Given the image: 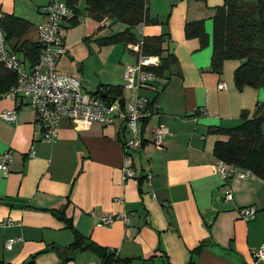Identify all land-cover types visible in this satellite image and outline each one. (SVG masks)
Listing matches in <instances>:
<instances>
[{
	"label": "crops",
	"instance_id": "crops-1",
	"mask_svg": "<svg viewBox=\"0 0 264 264\" xmlns=\"http://www.w3.org/2000/svg\"><path fill=\"white\" fill-rule=\"evenodd\" d=\"M11 1L0 0L2 13L22 17L30 25L20 38L7 40V47L29 67L21 46L37 43L36 25L44 16L33 23L16 8L11 10ZM254 1L238 0L243 7ZM223 2L147 0L148 15L156 21L135 26L133 33L138 41L143 36L166 37L177 63L157 86L164 87L156 103L169 132L157 147L150 141L157 119L141 125L145 142L132 151L133 178H122V140L128 134L120 121L103 125L64 117L55 141L47 142L25 99L0 98V154L10 150L13 156L8 174L0 172V264H22L32 257L33 264H99L90 250L72 255L65 250L73 241L68 219L81 235L128 260L115 264H261L252 252L264 245V179L253 173L246 178L233 175L228 180L232 199L226 200L224 181L215 171V142L227 137L214 129L237 125L242 113L252 115L257 105L264 111V86H235L238 61L226 60L221 72L211 69L212 17ZM82 13L90 17L84 8L78 17L70 11L62 22L65 50L57 71L78 76L89 94L121 86L124 66L135 62V54L127 45L111 44L110 49L96 40L125 28L109 32L112 27L106 26L112 19L94 25L88 18L87 29L77 38L67 28ZM200 19L209 35L204 47L199 38L184 35L186 21ZM138 93L151 100L156 90L143 87ZM5 109L15 110L14 120L1 117ZM243 206H254L255 215L240 218L238 208ZM108 213H125L128 221L118 218L108 227L97 226L99 217ZM9 239L14 241L6 248Z\"/></svg>",
	"mask_w": 264,
	"mask_h": 264
},
{
	"label": "trees",
	"instance_id": "trees-1",
	"mask_svg": "<svg viewBox=\"0 0 264 264\" xmlns=\"http://www.w3.org/2000/svg\"><path fill=\"white\" fill-rule=\"evenodd\" d=\"M84 1L85 10L96 20L117 19L127 25L122 31L97 39L100 45L137 43L133 28L142 23L156 21L148 15L147 0ZM66 2L74 14L73 17H78L80 13L78 0H66ZM29 25L28 20L13 14H3L1 18V26L7 40L11 37L20 38ZM184 35L186 38H199L201 47L209 42L203 19L186 21ZM141 40L143 55L160 57V63L157 66L147 67L157 78L156 84L152 87L156 90V95L149 100L152 104L156 103L157 97L164 88L158 89V79L162 78L167 71H172L171 68L176 65L177 59L165 45L167 39L163 35L143 36ZM211 45L212 70L221 72L226 60H236L238 65L234 70L233 79L238 89L244 86L256 88L264 86V67H260L261 63L258 61L259 54L261 52L264 54V0H256L255 4L249 7L241 6L238 0H224L223 4L215 7L212 17ZM259 45L263 47L262 51L258 50ZM21 48L25 50L31 65L37 62L40 50L38 43L25 41ZM16 82V72L0 64V93L6 92ZM122 91V85H115L106 86L102 90L98 89L95 94L105 92L106 96L103 99L109 100L113 97H121ZM263 121L264 111L257 105L252 115L249 116L243 112L241 121L237 125L229 128H215L216 132L227 137L225 140L215 142L216 157L235 166L249 169L251 173L264 179ZM66 227L73 232V241L65 247L70 255L76 251L90 250L98 256L99 264H115L121 261L127 263L128 260L119 259L114 249L102 247L81 235L73 227L71 219H68ZM33 260L34 257L22 264H33Z\"/></svg>",
	"mask_w": 264,
	"mask_h": 264
},
{
	"label": "built area",
	"instance_id": "built-area-1",
	"mask_svg": "<svg viewBox=\"0 0 264 264\" xmlns=\"http://www.w3.org/2000/svg\"><path fill=\"white\" fill-rule=\"evenodd\" d=\"M71 9L66 0H48L44 7V20L36 25L38 32L37 43L40 47L36 63L25 67L14 50L7 47V39L1 26L3 16L0 9V64L15 71L17 82L6 92L0 93V98L12 100L25 99L34 108L35 125L39 128L41 137L47 142L56 139V128L61 118H78L96 121L103 125L115 124L120 121L124 131L131 136L122 140V178L135 177L132 165V151L139 149L145 142L141 125L146 121L156 118L157 122L150 128V141L160 147L164 136L168 134L167 125L161 121L157 103L140 96L138 91L143 87H153L156 84L155 74L147 67L157 66L160 63L158 55H143L141 52L142 40L137 43L127 44V48L135 54V62L124 66L122 73V90H128V98L124 96L113 99H103L98 94H89L82 90L81 80L78 76L64 75L57 71V62L64 53V42L61 35L62 22L68 17ZM141 26L143 25L140 24ZM224 85V84H223ZM222 86V85H221ZM122 99V103L119 102ZM1 117L6 121L15 119V110L5 109ZM10 150L0 154V172L6 176L9 172L8 163L12 160ZM215 171L224 181V199H232V189L229 178L236 175L246 178L251 171L241 168L217 158ZM151 177L147 174V178ZM164 206L169 202L164 201ZM256 213L254 206L238 208V215L244 220L252 218ZM121 218L128 221L125 213L103 214L99 217L97 226H110ZM3 222L2 224H4ZM13 239L5 242V247L10 248ZM254 260L264 264V245L253 250Z\"/></svg>",
	"mask_w": 264,
	"mask_h": 264
},
{
	"label": "rangeland",
	"instance_id": "rangeland-1",
	"mask_svg": "<svg viewBox=\"0 0 264 264\" xmlns=\"http://www.w3.org/2000/svg\"><path fill=\"white\" fill-rule=\"evenodd\" d=\"M47 1L48 0H14V1H11L9 3V8H11V10L13 8H16V13L21 14L20 16H24V17L28 18L29 20H31V22L34 23L33 20L38 15H42V16L45 17L44 7H45ZM254 2H256V0ZM84 5H85V1L84 0H78V8L80 10H82V11L84 10ZM38 6H40L39 8L41 9L42 13L38 11ZM88 18L92 19L94 21V25H95V22H97V20L95 18H93L91 16L90 17L89 16L86 17L82 13V14H80V20L78 22L71 23L69 28H67V30H72L73 31L72 34H75V36H77V38L81 37L82 36L81 32H82L83 28L87 29V27H88L86 25ZM94 25L88 29L87 33L91 32V30L94 27ZM126 26L127 25L124 22H122L121 20L113 19V21L110 23V26L107 25L106 28L110 29V27H112V29L109 30V32L110 31L112 32L113 30H116L118 27L126 28ZM65 31H66V29L62 28L61 35L64 34ZM15 39H17V37H11V38L8 39V42H12L13 40L15 41ZM90 39L91 38H87V39H84V40L89 41ZM92 42L94 44L98 45L96 41L95 42L92 41ZM13 45H14V43L12 44V46ZM112 45H114V44H112ZM117 45H119L120 48H122V43H119ZM104 46H109V47H104V48H110V49L114 48V47L111 46V44H107V45H104ZM63 48L65 50V47H63ZM257 48H258V50H261V51L263 50V47L260 46V45ZM258 57L260 59V60L258 59V61H260V63H261L260 67H264V54L261 52ZM128 94H129L128 90L124 89L122 91V96H124L126 99L128 98ZM263 124H264V121H263L262 125ZM263 129H264V125H263ZM127 134H128V137L131 136L130 132H127Z\"/></svg>",
	"mask_w": 264,
	"mask_h": 264
},
{
	"label": "water",
	"instance_id": "water-1",
	"mask_svg": "<svg viewBox=\"0 0 264 264\" xmlns=\"http://www.w3.org/2000/svg\"><path fill=\"white\" fill-rule=\"evenodd\" d=\"M99 94H100L102 97H105V96H106V93H105V92H100ZM112 99L115 100L116 97H113ZM119 102L122 103V99H119Z\"/></svg>",
	"mask_w": 264,
	"mask_h": 264
}]
</instances>
